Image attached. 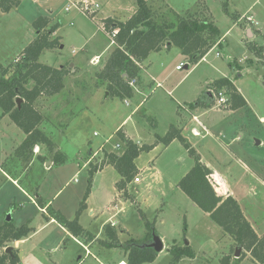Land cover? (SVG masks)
Listing matches in <instances>:
<instances>
[{
  "label": "rangeland",
  "instance_id": "obj_1",
  "mask_svg": "<svg viewBox=\"0 0 264 264\" xmlns=\"http://www.w3.org/2000/svg\"><path fill=\"white\" fill-rule=\"evenodd\" d=\"M76 1L22 0L17 9L0 12V63L11 64L8 76L19 70L21 52L36 37L33 23L41 16L60 23L56 37L61 46L43 52L39 62L66 66L69 71L58 94L36 102L44 117L40 129L53 145L35 147L31 159L17 156L26 134L0 108V228L12 222L15 227L29 224L34 230L19 249L16 243L9 245L18 256L22 254L18 264L127 263L129 254L123 248L107 249L94 241L95 236L104 238V226L110 222L116 223L122 247L131 239L146 243L150 237L146 224L154 223L165 248L153 262L144 264H256L244 248L236 258L237 243L177 187L194 161L180 141L166 147L160 138L179 125L178 111H185L197 96L205 97L215 81L225 77L234 82L248 106L231 111L214 103L201 108L198 114H203L201 120L210 128V136L194 138L187 133V139L225 179L228 188L220 182L218 195L234 197L258 235H264V60L256 53L264 47V0H155V10L170 22L177 20L172 10L180 16L208 11L220 29L222 47L214 48L197 65L188 63L174 45L154 54L157 61H149L141 72L144 85L126 99L108 95L96 73L115 48L113 39L101 29L102 21L109 17L127 20L136 13L137 0H92L98 5L94 18L72 7ZM249 16L257 25L247 22ZM247 29L258 32L251 37ZM102 52L101 60L90 64ZM77 61L84 66L78 72L71 67ZM180 63L189 69L177 70ZM119 130L137 143L157 144L136 162L141 170L155 167L165 179L150 188L145 173L142 183L128 186L130 199L118 195L115 183L120 177L110 165L89 185L86 162L90 152L99 150L94 160L90 158L92 164L101 161L103 150L122 154ZM115 204L119 211H108ZM77 218L91 234L79 240L60 225ZM176 247L190 248L194 257L176 260L172 254Z\"/></svg>",
  "mask_w": 264,
  "mask_h": 264
},
{
  "label": "trees",
  "instance_id": "obj_2",
  "mask_svg": "<svg viewBox=\"0 0 264 264\" xmlns=\"http://www.w3.org/2000/svg\"><path fill=\"white\" fill-rule=\"evenodd\" d=\"M21 1L0 0V12L9 13L17 9L21 5ZM154 2L155 0H137L136 13L125 21L113 17L102 21L106 32L111 33L118 29V33L113 38L114 50L110 53L103 69L96 73V79L102 85L107 86L109 95L122 99L134 97L137 84L132 86L131 81L139 82L140 65L153 53H159L174 45L181 50L182 55L189 63L198 64L211 50L222 47L220 29L208 11L201 10L199 13L180 16L172 10V14L177 20L170 22L164 15L159 14L158 10H155ZM33 26L37 32L36 37L21 52L19 70L14 75L8 76L11 64L5 66L0 63V108L3 114L8 115L26 134L25 141L16 150L17 156L22 160L31 159L33 149L41 144H47L49 147L53 145L52 141L40 129L44 117L35 105L42 96L49 97L58 94L62 90L64 79L69 72L66 66L55 68L39 62L43 52L61 46L60 38L55 36L60 23L49 17L41 16L34 21ZM259 48L256 53L260 59L264 60V47ZM30 85L32 87H29ZM210 90L216 96L222 93L227 98L229 109L235 110L247 105L244 97L228 78L224 77L215 81ZM19 98L23 100L20 106L17 103ZM193 105L191 104V106ZM149 120L154 122L153 119ZM117 134L123 142V153L119 155L103 150L101 162L89 164V185L98 171L110 165L121 177L116 184L117 190L123 192V196H128V186L138 174L136 160L143 153L153 150L155 146L139 145L127 139L121 131ZM174 140L183 144L194 161L191 170L180 180L178 188L206 213L224 234L232 238L239 247L249 252L256 264H264V235L257 234L234 197L218 195L220 187L218 177L202 162L200 155L187 143L177 128L171 127L168 133L160 138V142L166 146ZM90 156H93L92 152ZM127 199L130 197L128 196ZM36 202L40 205L39 200ZM82 208H86L85 203ZM61 224L75 238H83L87 234L79 224L78 218L74 221L63 220ZM146 225L150 240L155 230L154 223L147 222ZM32 233L33 229L29 224L15 227L12 222H8L1 227L0 264H18V251L14 249V258H12L5 253V250L10 244L29 238ZM105 233L107 239L99 241L100 245L107 249L123 248L129 254L127 264H144L155 260L157 253L154 250L137 248L135 246L137 243L133 239L128 241L125 247H122L112 228L107 227ZM176 248L174 251L172 250L176 260L194 257L190 248Z\"/></svg>",
  "mask_w": 264,
  "mask_h": 264
},
{
  "label": "crops",
  "instance_id": "obj_3",
  "mask_svg": "<svg viewBox=\"0 0 264 264\" xmlns=\"http://www.w3.org/2000/svg\"><path fill=\"white\" fill-rule=\"evenodd\" d=\"M3 14H5V13H3ZM132 16V15H131ZM130 16V17H131ZM46 17H49V16H46ZM129 17V18H130ZM49 18H51V17H49ZM51 19H53V18H51ZM255 20V19H254ZM54 21V20H53ZM256 25V24H255ZM58 31V30H57ZM247 31H248V35L250 36L251 35V37H253V32H258L257 30H255V31H253V29H247ZM57 33V32H56ZM56 33H55V36H56ZM34 40V39H33ZM32 40V41H33ZM31 41V42H32ZM168 49V48H167ZM163 50H166V49H163ZM162 50V51H163ZM161 51V52H162ZM181 51V50H180ZM212 51V50H211ZM161 52H159V53H153V54H151L150 56H149V58L143 63V64H141L140 65V67H141V72H142V70L143 69H146V67H147V64L149 63V61H151V62H156L157 60L155 59V58H153V56H154V54L156 55V54H160ZM103 54V52L101 53V54H98V55H95V56H93L92 58H91V60H90V64H94L97 60H101V55ZM181 54H182V52H181ZM209 54V53H208ZM207 54V55H208ZM184 57V56H183ZM185 58V57H184ZM186 59V58H185ZM187 60V59H186ZM187 62L189 63V61L187 60ZM201 62V61H200ZM199 62V63H200ZM152 64V63H151ZM180 64H182V63H180ZM179 64V65H180ZM4 65V64H3ZM179 65H177L176 66V68L179 66ZM195 65H197V64H195ZM73 66H75L76 67V69H75V71H79V70H81L84 66H83V63L81 62V61H77V62H75L74 64H73ZM72 66V67H73ZM188 66V68H185V67H187ZM63 67V66H62ZM62 67H60V68H62ZM185 67H184V69H189V65H185ZM151 77V80H152V82L153 83H157V81H156V79H155V76L154 75H151L150 76ZM65 78H67V76L65 77ZM239 78H241V76H239ZM65 80V79H64ZM234 83V82H233ZM144 85V81L142 80V77H141V74H140V78H139V82L137 83V85H136V87H135V93H136V89H138V90H140L141 89V87ZM235 85V84H234ZM236 86V85H235ZM157 87L158 88H161L162 87V85L160 84V83H157ZM173 91V90H172ZM109 95V94H108ZM204 98V96L203 97H200V96H197V98H194L195 100L193 101V103H187L186 104V106L184 107V109H185V111L187 112H185L183 109L182 110H179L178 111V113L180 114V122H179V125L178 126H173V127H175V128H177L179 131H180V133H181V135L184 137V139L187 141V143L189 144V145H191L189 142H188V139H187V133H189V135H191L192 137H194V138H198V137H205V136H210V128H208L205 124H204V122L201 120L202 118H203V114H198L199 113V110L201 109V108H211V106L214 104V102L212 103V104H207V103H202L201 101H202V99ZM200 101V103L198 104V102ZM184 103V102H183ZM186 103V102H185ZM191 104H194L193 106H191ZM209 105H211V106H209ZM246 106H248V105H246ZM232 110H234V109H232L231 108V111ZM261 120L264 122V118H261ZM125 122V121H124ZM123 122V123H124ZM195 131L196 133H199V136H194L193 135V133H192V131ZM119 131H121L125 136H126V138L127 139H130V140H132L130 137H128L124 132H123V130H119ZM118 131V132H119ZM95 133V132H94ZM132 141H134V140H132ZM135 142V141H134ZM175 142H178V140H174V141H172L169 145H171V144H175ZM135 143H137V142H135ZM137 144H139V145H143V144H147V143H137ZM147 145H154L155 147L153 148V150H151L152 152L156 149V147H157V144L156 143H153V144H147ZM169 145H167V146H169ZM166 146V147H167ZM191 147H192V145H191ZM102 148V147H101ZM101 148H100V150H101ZM193 148V147H192ZM194 149V148H193ZM195 150V149H194ZM102 151V150H101ZM150 151V152H151ZM196 151V150H195ZM92 152V151H91ZM90 152V153H91ZM150 152H148V153H150ZM197 152V151H196ZM93 153V157H94V155L95 156H97V155H99V150L98 151H95V152H92ZM187 153H188V151H187ZM198 153V152H197ZM189 154V153H188ZM200 155V154H199ZM92 156H90V158H91ZM200 157H201V160H202V162L209 168V169H211V171L213 172V174L214 175H216L217 177H218V179H219V181L222 183V187H226V181H224L225 179L224 178H222L221 176H220V174L216 171V170H214L212 167H210V165L209 164H207L204 160V158H203V156L202 155H200ZM95 159V157L94 158H92V160H94ZM92 160L91 159H89L87 162H86V165L88 166L90 163H92ZM102 160V159H101ZM100 161V160H99ZM137 161V160H136ZM101 162V161H100ZM100 162H97V163H100ZM51 164V163H50ZM50 164H47V167L48 166H50ZM94 164H96V163H94ZM136 165H137V162H136ZM107 166H109V165H107ZM106 167V166H105ZM104 167V168H105ZM193 167V166H192ZM191 167V168H192ZM103 168V169H104ZM137 168H138V174H137V176H136V178H135V180L132 182V183H137V184H139V183H142V181L144 180V178L142 177V176H144V174L146 173V174H148V176L150 177V180H151V182L150 183H148L147 184V186L148 187H150V188H152V185L154 184V182H156V183H160V182H162V181H164L165 179H164V176L161 174V172L159 171V170H156L155 169V167H150V166H146V167H144L142 170H141V168L137 165ZM191 168L187 171V173L191 170ZM102 169V170H103ZM115 169V168H114ZM102 170H100V171H102ZM100 171H98L97 173H99ZM96 173V174H97ZM186 173V174H187ZM95 174V175H96ZM185 174V175H186ZM184 175V176H185ZM183 176V177H184ZM119 177H120V175H119ZM182 177V178H183ZM94 178V177H93ZM121 178V177H120ZM120 178H119V180H120ZM181 178V179H182ZM180 179V180H181ZM180 180L178 181V183H177V187H178V184H179V182H180ZM14 183H16V181H14ZM118 183V181L115 183V188H116V184ZM226 188H228V185H227V187ZM128 189H129V187H128ZM116 190H117V188H116ZM117 193H118V195L119 196H121V197H123V192H120V191H118L117 190ZM163 193V192H162ZM38 204V203H37ZM41 210L43 211V213H46V209H45V207H41ZM114 210H117V211H119L118 210V206H117V204H115L112 208L111 207H108V211H114ZM115 215H113L112 217H110L108 220H107V222H109L110 221V219L111 218H113ZM50 220V222H52L53 220H55L54 218H50L49 219ZM56 221V220H55ZM113 222H110L109 224H106L105 226H104V238H97L96 236L94 237V236H92V237H94V241H96V240H99V241H104V240H106L107 239V237H106V234H105V232H106V228L107 227H110V228H112L113 230L115 229V230H117L116 229V226H112L111 224H112ZM62 227H63V225L62 224H60ZM64 228V227H63ZM84 228V227H83ZM33 229V228H32ZM65 229V228H64ZM66 230V229H65ZM114 230V231H115ZM67 231V230H66ZM68 232V231H67ZM118 232V231H117ZM33 233H34V230H33ZM32 233V234H33ZM69 233V232H68ZM32 234L30 235V237L32 236ZM70 234V233H69ZM87 234H89V235H91L90 233H87ZM258 234V233H257ZM71 235V234H70ZM29 237V238H30ZM29 238H27V239H29ZM75 238V237H74ZM27 239H25V240H27ZM75 239H78V238H75ZM25 240H22V241H18V242H15L16 244H15V246H16V248L17 249H19L18 248V246L21 244V243H23ZM79 240V239H78ZM92 241V240H91ZM90 241H87V243H88V245H92V243H89ZM86 247H87V245H86ZM103 247V246H102ZM123 260H121L120 261V263H126L125 261L124 262H122ZM127 264V263H126Z\"/></svg>",
  "mask_w": 264,
  "mask_h": 264
},
{
  "label": "built area",
  "instance_id": "obj_4",
  "mask_svg": "<svg viewBox=\"0 0 264 264\" xmlns=\"http://www.w3.org/2000/svg\"><path fill=\"white\" fill-rule=\"evenodd\" d=\"M71 6L78 9L79 11H82L85 15H88L92 18H94V16L96 15V13H95L96 11L94 10V8H96V9L98 8V5L95 4L92 0H78L76 2H71ZM69 9H70V7H67V11ZM245 19L247 20V22H249L251 24L254 23L257 25L253 16L245 17ZM101 29L103 30L104 33H106L109 36L110 39H113L116 36V34L118 33V29L113 30L111 33L106 32L104 26ZM184 67L185 66L182 63L177 67V70H182V69H184ZM136 84H137L136 80L131 81L132 86H135ZM214 97H215L214 103H217V105H218L217 107L228 108L227 98L222 93H220L218 96H216L214 94ZM192 133L194 136H199V133H196L194 130L192 131ZM94 135L97 136L98 133L95 132ZM117 147H119V145H117ZM111 225L114 227V226H116V223H112Z\"/></svg>",
  "mask_w": 264,
  "mask_h": 264
},
{
  "label": "water",
  "instance_id": "obj_5",
  "mask_svg": "<svg viewBox=\"0 0 264 264\" xmlns=\"http://www.w3.org/2000/svg\"><path fill=\"white\" fill-rule=\"evenodd\" d=\"M72 66L73 65H71V67ZM185 68H188V66ZM214 98L215 97H214V94L212 93V91H209L206 93L205 97L202 99V102L207 103V104H212L214 102ZM22 101L23 100L20 98L17 100L18 106L21 105ZM8 220L10 221V218ZM186 245H188V243ZM135 246L141 250L152 249L156 253H161L165 248V245H164L162 239L156 234L155 230L152 233V239L151 240H149L148 242H146L144 244H135ZM14 249H15L14 247L9 246L5 250V253L10 255L12 258H14V255H13ZM241 251H242V248L237 247L236 253H235L236 258L240 257ZM19 256H22V254H19Z\"/></svg>",
  "mask_w": 264,
  "mask_h": 264
},
{
  "label": "bare ground",
  "instance_id": "obj_6",
  "mask_svg": "<svg viewBox=\"0 0 264 264\" xmlns=\"http://www.w3.org/2000/svg\"><path fill=\"white\" fill-rule=\"evenodd\" d=\"M121 264H126V263H121Z\"/></svg>",
  "mask_w": 264,
  "mask_h": 264
},
{
  "label": "flooded vegetation",
  "instance_id": "obj_7",
  "mask_svg": "<svg viewBox=\"0 0 264 264\" xmlns=\"http://www.w3.org/2000/svg\"><path fill=\"white\" fill-rule=\"evenodd\" d=\"M151 240V239H150ZM149 241V240H148ZM148 241H146V242H148Z\"/></svg>",
  "mask_w": 264,
  "mask_h": 264
}]
</instances>
